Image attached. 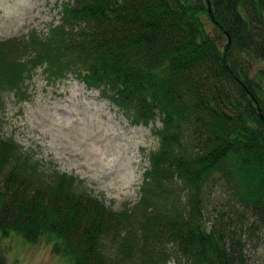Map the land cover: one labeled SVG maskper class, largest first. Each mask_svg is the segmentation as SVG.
Returning <instances> with one entry per match:
<instances>
[{
    "label": "trees",
    "instance_id": "trees-1",
    "mask_svg": "<svg viewBox=\"0 0 264 264\" xmlns=\"http://www.w3.org/2000/svg\"><path fill=\"white\" fill-rule=\"evenodd\" d=\"M60 15L21 48L0 40V88L44 61L158 121V147L115 211L0 132V235H45L70 264H264V0H66ZM208 181L230 195L209 225Z\"/></svg>",
    "mask_w": 264,
    "mask_h": 264
},
{
    "label": "rangeland",
    "instance_id": "rangeland-1",
    "mask_svg": "<svg viewBox=\"0 0 264 264\" xmlns=\"http://www.w3.org/2000/svg\"><path fill=\"white\" fill-rule=\"evenodd\" d=\"M62 1L66 0H0V40L15 37L21 48L29 43L32 31L45 36L48 26L60 19ZM207 26L213 31L208 22ZM131 119L73 73L51 76L44 61L21 88H0L2 136L12 138L41 169L71 176L77 188L115 211L131 209L139 200L150 154L158 147L152 128L159 122L143 124ZM204 189L209 196L204 219L209 225L230 195L221 181H208ZM0 254L6 264H70L45 235L34 243L12 232L1 236ZM163 264L182 263L168 257Z\"/></svg>",
    "mask_w": 264,
    "mask_h": 264
},
{
    "label": "water",
    "instance_id": "water-1",
    "mask_svg": "<svg viewBox=\"0 0 264 264\" xmlns=\"http://www.w3.org/2000/svg\"><path fill=\"white\" fill-rule=\"evenodd\" d=\"M257 110H258V113H259V117H260V118L263 120V122H264V116H263L262 112L260 111V108L257 107Z\"/></svg>",
    "mask_w": 264,
    "mask_h": 264
}]
</instances>
